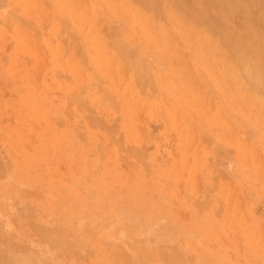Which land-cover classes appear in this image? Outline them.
Here are the masks:
<instances>
[{
  "label": "rangeland",
  "instance_id": "rangeland-1",
  "mask_svg": "<svg viewBox=\"0 0 264 264\" xmlns=\"http://www.w3.org/2000/svg\"><path fill=\"white\" fill-rule=\"evenodd\" d=\"M0 264H264V0H0Z\"/></svg>",
  "mask_w": 264,
  "mask_h": 264
},
{
  "label": "bare ground",
  "instance_id": "bare-ground-1",
  "mask_svg": "<svg viewBox=\"0 0 264 264\" xmlns=\"http://www.w3.org/2000/svg\"><path fill=\"white\" fill-rule=\"evenodd\" d=\"M223 37H224V36H223ZM225 38H227V37H224V39H225ZM224 39H223V40H224ZM227 39H231V40H233L232 38H227ZM231 40H229V41H231ZM224 41H225V44H226V43H227V45L230 44L229 41H228V42H226V40H224ZM233 41H235V40H233ZM237 42H238V41H237ZM237 42L235 41V43H234L235 46H237V45H236ZM232 43H233V42L231 41V44H230V45H233ZM228 57H229V55H228ZM231 58H232V57H231ZM232 59H233V58H232ZM244 64H245V63H244ZM239 65H240V64H239ZM240 67H241V66H240ZM246 67H247V66H246ZM246 67L244 68V73H246V72H245ZM256 70H257V69H256ZM246 71H247V70H246ZM255 72H256V71H254V73H255ZM254 73H253V74H254ZM253 74H252V75H253ZM255 75H256V74H255ZM258 75H259V74H258ZM243 78L247 79L245 75H243ZM248 78H249V77H248ZM247 80H248V79H247ZM250 81H251V75H250V80H249V82H250ZM247 82H248V81H247ZM249 82H248V83H249ZM251 82H252V81H251ZM249 84L251 85V83H249Z\"/></svg>",
  "mask_w": 264,
  "mask_h": 264
}]
</instances>
